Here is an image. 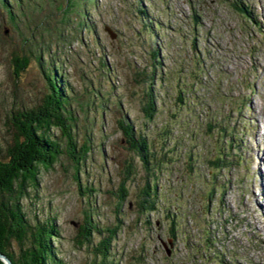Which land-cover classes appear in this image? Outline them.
<instances>
[{"label": "rangeland", "instance_id": "1", "mask_svg": "<svg viewBox=\"0 0 264 264\" xmlns=\"http://www.w3.org/2000/svg\"><path fill=\"white\" fill-rule=\"evenodd\" d=\"M5 1L21 14L10 25L0 2V152L10 143L9 112L37 104L50 71L74 94L77 145L91 138L77 180L60 154L51 167L39 166L37 184L21 200L31 222L54 217L59 235L52 245L61 264H101L91 248L114 225L104 264H264V0H79L69 24L58 20L64 0H22V11ZM47 13L48 25L30 35L31 16ZM74 15H84L92 29L73 31ZM153 48L160 61L148 122L140 111L144 81L134 73L148 70ZM14 56L26 59L15 74ZM123 112L153 143L157 158L148 172L117 128ZM219 127L235 137L225 157L242 161L211 179L208 161L223 142ZM48 133L58 138L56 128ZM145 179L155 181V208L140 213ZM85 213L102 232H91L88 243L78 236ZM10 246L17 251L15 242Z\"/></svg>", "mask_w": 264, "mask_h": 264}, {"label": "trees", "instance_id": "2", "mask_svg": "<svg viewBox=\"0 0 264 264\" xmlns=\"http://www.w3.org/2000/svg\"><path fill=\"white\" fill-rule=\"evenodd\" d=\"M77 1L79 0H64L63 5L56 7L60 14L58 20L61 24H69L65 23L69 20L67 16H69V12L74 10L75 7L77 8ZM0 2L3 7L7 8L5 9L7 13L6 21L10 25L15 26L16 16L18 17L21 12L18 11V14L15 11H11L10 5L6 1L3 3V0H1ZM14 2L19 10L21 9L22 11V0H14ZM26 4L29 6L30 2L27 1ZM236 5L244 13L246 8L238 4ZM140 12L142 11L140 10ZM46 15H49V13L43 14L41 17L37 15L31 16L33 25L28 27L30 35H33L35 32V29L32 28H41L46 26L45 24L48 25L44 20ZM192 15H195L193 16L194 20L198 14ZM74 17L76 21L73 31H78L79 33L83 28L87 30L92 29L91 23L84 15H74ZM79 17L80 19H78ZM153 26H155V23H153ZM151 58L152 62L148 65V70L142 68L134 73L144 81L145 91L140 111L144 121L148 122L152 120L156 111L153 80L160 61L156 48H153ZM99 59L100 67L102 69L107 68L108 66L103 56ZM25 63L26 59L24 57L18 59L14 56L10 64L13 66L14 72L21 69ZM158 78L160 79V77ZM45 79L48 84V92L44 93V96H42L37 104L30 108H20L9 112L7 120L10 129V143L0 152V253L9 259L11 264H61L60 259L55 257V249L52 245V242L59 235L54 217H48L43 220L35 218L31 222L24 211L21 200L27 195L28 188L35 187L37 184L39 166H42L41 168L44 169L51 167L60 154H64L72 162L74 176L77 180L79 165L84 161L90 149L91 138L88 136H85L83 138L85 140L77 145L73 129L78 115L69 108L74 94L71 93L72 96L70 97L66 94L67 83L62 80L58 82L56 76L51 71L45 76ZM184 90L185 88H181L177 91L176 99L179 102L184 98ZM92 95L95 96L96 93H92ZM91 102L93 101L91 100ZM78 109L81 112L83 111L80 103H78ZM211 124L216 125L214 122H211ZM116 125L127 149L132 151L146 172L150 171L151 167L148 165L150 163L151 165L154 164L157 158L154 155L152 141L135 128L132 121L124 112L116 120ZM52 128L58 130V138L48 133ZM235 128L234 125L230 126L231 131ZM224 132L225 128L219 127V132L216 134L219 135L221 133V140L223 137V142L215 146L216 155L208 161L212 167L210 175H208L211 179H215V173L220 168L226 167L233 160L242 161L240 155L234 156L230 160L225 157V152L228 146H232L235 137L231 138L230 135L224 137ZM224 139L226 142H224ZM158 161H161V159H158ZM128 168L129 165L118 184L116 198L119 203L126 196L125 181L128 178ZM145 180V184L140 190V197L136 201L137 210L140 213L155 208V181L154 179L151 182L148 179ZM210 193L211 191L209 193L206 192V195L208 196ZM116 221L119 222L118 219ZM170 226L172 228V225ZM115 228H117V225H114L113 228H106L105 233L107 234L101 236L92 245L91 250L101 257V264H104L110 240L115 234ZM173 230L171 229V233ZM91 232L102 234L98 226L90 224L88 216L85 213L79 226L78 236L81 240L88 243L91 241ZM12 242L17 244L16 252L11 249L10 245ZM206 242L208 245L211 244V236L207 238ZM204 249H206L207 253L210 251V248L206 244ZM0 264L4 263L0 260ZM92 264H96L95 260L92 261Z\"/></svg>", "mask_w": 264, "mask_h": 264}, {"label": "water", "instance_id": "3", "mask_svg": "<svg viewBox=\"0 0 264 264\" xmlns=\"http://www.w3.org/2000/svg\"><path fill=\"white\" fill-rule=\"evenodd\" d=\"M0 260L4 263V264H11L10 260L2 253H0Z\"/></svg>", "mask_w": 264, "mask_h": 264}, {"label": "bare ground", "instance_id": "4", "mask_svg": "<svg viewBox=\"0 0 264 264\" xmlns=\"http://www.w3.org/2000/svg\"><path fill=\"white\" fill-rule=\"evenodd\" d=\"M263 159V158H262Z\"/></svg>", "mask_w": 264, "mask_h": 264}]
</instances>
